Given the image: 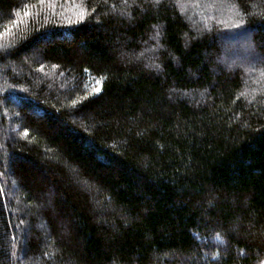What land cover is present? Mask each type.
I'll use <instances>...</instances> for the list:
<instances>
[{"label":"trees","instance_id":"trees-1","mask_svg":"<svg viewBox=\"0 0 264 264\" xmlns=\"http://www.w3.org/2000/svg\"><path fill=\"white\" fill-rule=\"evenodd\" d=\"M222 1L0 0V264L264 263V0Z\"/></svg>","mask_w":264,"mask_h":264},{"label":"rangeland","instance_id":"rangeland-1","mask_svg":"<svg viewBox=\"0 0 264 264\" xmlns=\"http://www.w3.org/2000/svg\"><path fill=\"white\" fill-rule=\"evenodd\" d=\"M194 1V0H192ZM191 0H181L182 4H183V11L185 12L184 14L190 19V22L193 23L194 25L193 26H197V25H200V17L195 18V16L197 15L195 9H193V6L194 4L192 3ZM202 6H203V9H206V8H209L210 6V2H213L215 3L216 6L219 5V3L222 5L223 4V1L222 0H198ZM180 2V3H181ZM198 6V5H197ZM219 7V6H218ZM215 10V13L217 14V11H220L219 9L214 8ZM195 11V12H194ZM221 12V11H220ZM194 17V18H193ZM227 20L229 21L228 24H225L224 21H218V23L222 24V29L224 30V28H228L231 29V28H235L236 25H238V21L236 20H233L232 18H227ZM223 36L221 37V39L224 41H226V43L228 45L230 44H233L234 46H238L240 42H242V40H245L244 37H237L236 35H232V36H229L228 38H224V33L222 34ZM223 54L221 56V59H222V62H234L233 60H235V63L239 64L241 63L240 60H241V57H238V54L237 53H229L227 51L224 52V49L222 50ZM237 54V55H236ZM246 58V57H245ZM252 63L247 66H251ZM240 66V65H238ZM249 68V67H248ZM209 258V254H205L203 253L202 254V257H201V261L202 262H206V260ZM264 264V263H263Z\"/></svg>","mask_w":264,"mask_h":264},{"label":"snow or ice","instance_id":"snow-or-ice-1","mask_svg":"<svg viewBox=\"0 0 264 264\" xmlns=\"http://www.w3.org/2000/svg\"><path fill=\"white\" fill-rule=\"evenodd\" d=\"M125 2H127V0H125ZM154 3L158 5L160 3V0H154ZM242 23H243V21H240V24H242ZM236 26H239V24ZM45 255H47V254H45Z\"/></svg>","mask_w":264,"mask_h":264}]
</instances>
